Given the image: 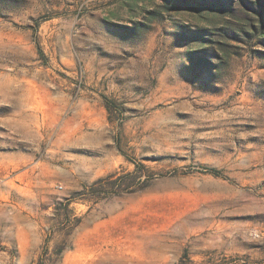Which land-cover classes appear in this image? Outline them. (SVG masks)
Listing matches in <instances>:
<instances>
[{
	"label": "rangeland",
	"instance_id": "374dc122",
	"mask_svg": "<svg viewBox=\"0 0 264 264\" xmlns=\"http://www.w3.org/2000/svg\"><path fill=\"white\" fill-rule=\"evenodd\" d=\"M263 236L264 0H0V264H264Z\"/></svg>",
	"mask_w": 264,
	"mask_h": 264
},
{
	"label": "built area",
	"instance_id": "2783aa9c",
	"mask_svg": "<svg viewBox=\"0 0 264 264\" xmlns=\"http://www.w3.org/2000/svg\"><path fill=\"white\" fill-rule=\"evenodd\" d=\"M254 235H255L256 238H261V235L258 234V233H255ZM262 238L264 239V236Z\"/></svg>",
	"mask_w": 264,
	"mask_h": 264
}]
</instances>
